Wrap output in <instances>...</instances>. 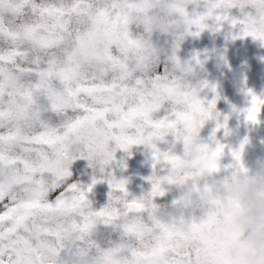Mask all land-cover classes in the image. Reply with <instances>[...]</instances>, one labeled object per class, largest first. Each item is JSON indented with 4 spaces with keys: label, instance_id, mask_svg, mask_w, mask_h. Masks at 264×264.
Here are the masks:
<instances>
[{
    "label": "snow or ice",
    "instance_id": "6c2138e0",
    "mask_svg": "<svg viewBox=\"0 0 264 264\" xmlns=\"http://www.w3.org/2000/svg\"><path fill=\"white\" fill-rule=\"evenodd\" d=\"M210 22L264 39V0H0V264H185L169 237L201 209L178 197L172 207L190 214L174 215L157 201L188 149L176 130L183 111L213 112L203 147L221 158L228 147L217 138L229 119L220 122L218 96L202 97L207 81L193 83V65L177 56L184 36ZM88 38L102 45L100 77L81 75ZM65 41L72 55L42 58ZM249 95L247 120L256 122L264 98ZM247 143L231 150L245 173ZM133 145L154 158L151 189L139 197L114 168L118 150ZM81 160L92 168L88 184ZM101 180L110 191L96 208L90 194Z\"/></svg>",
    "mask_w": 264,
    "mask_h": 264
},
{
    "label": "flooded vegetation",
    "instance_id": "af4514ba",
    "mask_svg": "<svg viewBox=\"0 0 264 264\" xmlns=\"http://www.w3.org/2000/svg\"><path fill=\"white\" fill-rule=\"evenodd\" d=\"M231 14L239 18L238 8ZM242 26L224 23L217 30L215 23L199 35H185L180 41L177 56L182 62L193 65L191 76L193 83L207 81L200 95L206 99H217V111L229 117L227 129L217 138L228 147L225 155L209 153L202 142H210L216 126V115H206L189 107L183 111L180 126L176 129L189 140L188 149L182 158L175 160L171 172L172 186H166V194L157 203L165 212L179 215L188 209H174L172 201L182 197L189 207L201 209L195 218H190L187 230L183 228L172 233L169 239L176 245V251L184 258L185 264H252L248 259L253 250L248 239V231L235 221V212L241 207L237 195L232 194V181L264 182V112L258 115L256 122L247 120V108L250 107L249 89L255 95L264 98V39L251 35H241ZM235 37V38H233ZM76 51L70 41L62 42L58 50L42 54V58L62 62ZM86 63L81 75L100 77L104 69L99 63L102 45L95 38H88L84 44ZM59 53V58L57 57ZM200 63H195L197 57ZM216 86V91L212 86ZM17 103L24 105L22 97ZM224 131L227 134H224ZM248 138L243 152V163L248 173L238 168L231 156L232 149ZM129 152L131 155H129ZM81 167L78 174L84 184L92 179V168L87 161L76 162ZM153 152L146 145H133L129 150L119 149L114 162L117 179H125L126 187L132 196L139 197L150 191ZM119 165V166H116ZM223 187L226 195H218L217 189ZM110 185L101 180L94 188L90 198L94 207L99 208L107 202ZM102 233L116 238V233L108 232L105 226H99ZM110 227V226H109ZM264 264V259L258 261Z\"/></svg>",
    "mask_w": 264,
    "mask_h": 264
},
{
    "label": "clouds",
    "instance_id": "9594fccd",
    "mask_svg": "<svg viewBox=\"0 0 264 264\" xmlns=\"http://www.w3.org/2000/svg\"><path fill=\"white\" fill-rule=\"evenodd\" d=\"M59 53L57 57L59 58ZM232 194L237 195L241 207L235 212V221L248 231V239L252 251L248 259L252 264L264 259V182L256 181L245 183L242 180H233ZM218 195H226L223 187L217 189Z\"/></svg>",
    "mask_w": 264,
    "mask_h": 264
}]
</instances>
